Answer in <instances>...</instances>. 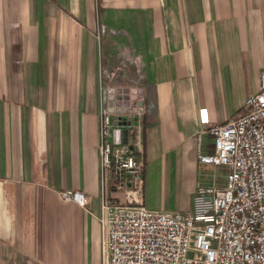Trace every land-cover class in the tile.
Masks as SVG:
<instances>
[{
  "label": "crops",
  "instance_id": "crops-1",
  "mask_svg": "<svg viewBox=\"0 0 264 264\" xmlns=\"http://www.w3.org/2000/svg\"><path fill=\"white\" fill-rule=\"evenodd\" d=\"M124 47L154 103L145 207L186 212L198 187L224 185L223 167L198 161V134L258 90L264 0H0V264H101L99 62Z\"/></svg>",
  "mask_w": 264,
  "mask_h": 264
},
{
  "label": "built area",
  "instance_id": "built-area-1",
  "mask_svg": "<svg viewBox=\"0 0 264 264\" xmlns=\"http://www.w3.org/2000/svg\"><path fill=\"white\" fill-rule=\"evenodd\" d=\"M153 100L136 85L106 84L99 109L101 264H264V68L236 116L204 122L197 159L225 169L186 212L144 205L142 128ZM209 138L210 150L201 139ZM140 151V152H139ZM82 208L87 195L58 191Z\"/></svg>",
  "mask_w": 264,
  "mask_h": 264
},
{
  "label": "rangeland",
  "instance_id": "rangeland-1",
  "mask_svg": "<svg viewBox=\"0 0 264 264\" xmlns=\"http://www.w3.org/2000/svg\"><path fill=\"white\" fill-rule=\"evenodd\" d=\"M128 49H129L128 47L115 48L114 53L109 55L107 62H104L105 59L102 58V56L100 57L99 84H98L99 101H100V97L103 95V88L108 83L112 84L113 87H116L118 85L120 86L136 85L139 88H141L142 73L141 70L138 68V62L136 61L137 59L132 57L131 52ZM140 154L142 156V152ZM143 168H144V164H143ZM191 184H192V177L188 176L178 184L176 190L171 189L170 192L167 190L164 197L165 203L167 205L169 204V202L171 204H175V201L173 200L177 198L178 205H180V203L182 204L187 196L186 191L188 190ZM101 244H102V236H101Z\"/></svg>",
  "mask_w": 264,
  "mask_h": 264
}]
</instances>
